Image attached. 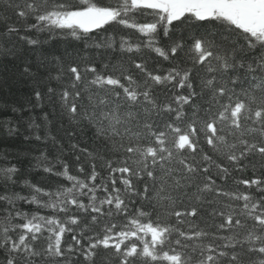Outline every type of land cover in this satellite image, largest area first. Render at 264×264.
Here are the masks:
<instances>
[{
  "label": "snow or ice",
  "instance_id": "obj_1",
  "mask_svg": "<svg viewBox=\"0 0 264 264\" xmlns=\"http://www.w3.org/2000/svg\"><path fill=\"white\" fill-rule=\"evenodd\" d=\"M25 123L0 264H264V0H0V143Z\"/></svg>",
  "mask_w": 264,
  "mask_h": 264
},
{
  "label": "trees",
  "instance_id": "obj_2",
  "mask_svg": "<svg viewBox=\"0 0 264 264\" xmlns=\"http://www.w3.org/2000/svg\"><path fill=\"white\" fill-rule=\"evenodd\" d=\"M82 45L81 44H77L75 42H70V43H65L62 41H52L50 44L48 45H44L41 49L37 50L39 52H42L44 55H55V56H62L65 52V50L67 49V51L69 52H73L75 53V51H77L78 49H81ZM31 59L35 60L36 59V53H33V55L31 56ZM165 67H167V64L165 63ZM55 74V73H54ZM15 91V99L21 104L23 105L25 103V99L26 97L29 95L30 93V89L27 86V84H20L17 85L16 88L14 89ZM36 115L37 117H39L41 115V110L40 109H35L33 113ZM30 115V113L25 112L23 114V116L25 118H27ZM65 123H67L65 121ZM53 131L55 132V128H53ZM28 130H27V124H22L21 125V132L20 134L11 139V140H7L4 143H0V148H3L5 146H10L15 148L16 150L20 151V152H25V151H31L33 152L34 155H38L39 152L36 150V148H43L44 146L41 145H37V142L35 141H25L23 139L24 135H27ZM91 133L87 132L84 134L83 138H81L78 135V139H84L87 140L88 144H91ZM65 146H67V142L65 141ZM68 159H71V157H68ZM30 163V158H24L23 159V164L21 165L22 168V172L25 171ZM43 175L42 172H32L30 174H27V178L31 179L33 182L39 181L40 177ZM252 173L251 171H249L247 173V176H251ZM243 186H241L242 188Z\"/></svg>",
  "mask_w": 264,
  "mask_h": 264
}]
</instances>
